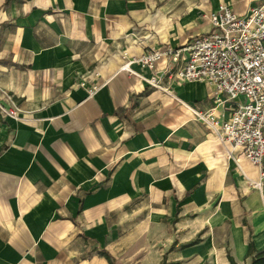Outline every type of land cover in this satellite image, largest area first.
<instances>
[{
    "label": "crops",
    "instance_id": "obj_1",
    "mask_svg": "<svg viewBox=\"0 0 264 264\" xmlns=\"http://www.w3.org/2000/svg\"><path fill=\"white\" fill-rule=\"evenodd\" d=\"M261 2L0 0V89L21 109L19 120L0 114V264H109L100 249L116 264H181L167 222L180 230L216 200L214 225L228 223L239 184L260 170L196 116L214 106V87L153 88L134 60L209 33L222 4L245 15ZM246 195L243 209L264 207ZM249 231L227 236L224 264L228 253L250 264V236L254 255L264 250Z\"/></svg>",
    "mask_w": 264,
    "mask_h": 264
},
{
    "label": "built area",
    "instance_id": "obj_2",
    "mask_svg": "<svg viewBox=\"0 0 264 264\" xmlns=\"http://www.w3.org/2000/svg\"><path fill=\"white\" fill-rule=\"evenodd\" d=\"M211 31L193 37L183 48L150 50L134 60L153 76L146 80L163 88L164 78L177 82H204L214 87L207 112L194 111L218 140L238 149L260 170L264 180V2L239 15L220 5L206 16ZM167 60V61H166ZM160 63H164L158 68ZM96 90H90L94 94ZM223 108L221 114L215 111ZM20 107L0 89V114L19 120ZM260 186V185H259Z\"/></svg>",
    "mask_w": 264,
    "mask_h": 264
},
{
    "label": "rangeland",
    "instance_id": "obj_3",
    "mask_svg": "<svg viewBox=\"0 0 264 264\" xmlns=\"http://www.w3.org/2000/svg\"><path fill=\"white\" fill-rule=\"evenodd\" d=\"M228 178L229 182L234 181L233 176H228ZM254 178H256L258 182L252 184L251 182H247V180L244 187L239 184L238 190L242 195L239 200L236 198V195H233L234 198L230 199L229 210H227V216L230 218L227 221L228 223L224 222L222 225H214V216L217 215L216 213L221 212L220 208H216L214 205L218 202L216 200H214L212 205L197 211V213H189V216L192 217L184 219L186 225L181 227L180 230L177 228L172 230L174 225H172V222H167L166 228L181 236L182 240H178L179 244L196 238L197 231L191 230L196 227V224H199L197 227L205 226L199 245L183 251L178 244L172 256L183 258L179 261L181 264H224V255L228 251L231 253V239H228V235L230 238L231 236L235 238V235L241 234L243 238L246 239L250 229L253 232V236H258L260 234L264 235V207L261 199L250 209H243L244 207L242 205L243 200L247 196L246 193L250 191L258 192L259 196L261 194L264 201V180L261 181L258 179V176H254ZM258 183H260V186H258ZM244 192L246 193L244 194ZM134 205H137V203H134L132 206ZM243 210H245V214L242 213ZM135 211H137L136 208ZM238 212L239 214H237ZM121 226L124 227V225ZM212 235L214 236V240L211 239Z\"/></svg>",
    "mask_w": 264,
    "mask_h": 264
},
{
    "label": "trees",
    "instance_id": "obj_4",
    "mask_svg": "<svg viewBox=\"0 0 264 264\" xmlns=\"http://www.w3.org/2000/svg\"><path fill=\"white\" fill-rule=\"evenodd\" d=\"M179 210H180V209L178 208V211H179ZM176 219H178V218H176ZM199 242H200V239L197 238V239L192 240V241H190V242H188V243H186V244H182L181 247H182V248L190 247V246H193V245L198 244ZM248 247H249V248H248V251H247V256H248V257H251V262H250V264H264V250L261 251V252H259V253H257L256 255H254L255 252H256V248H255V246H254V242H253L252 239H251V236H250V240H249ZM98 255L101 256V257L106 258V260H108L109 264H116V261L114 260V258L111 256V254H110L107 250H105V249H100V250L98 251ZM227 257H228L229 261L231 262V264H237V263L235 262V260H234V258H233L232 255H230V254L228 253ZM162 264H165V261H163Z\"/></svg>",
    "mask_w": 264,
    "mask_h": 264
},
{
    "label": "bare ground",
    "instance_id": "obj_5",
    "mask_svg": "<svg viewBox=\"0 0 264 264\" xmlns=\"http://www.w3.org/2000/svg\"><path fill=\"white\" fill-rule=\"evenodd\" d=\"M260 185V183H258V186Z\"/></svg>",
    "mask_w": 264,
    "mask_h": 264
}]
</instances>
